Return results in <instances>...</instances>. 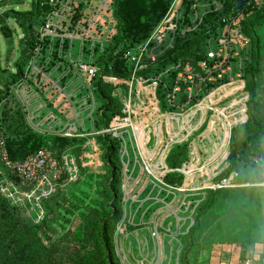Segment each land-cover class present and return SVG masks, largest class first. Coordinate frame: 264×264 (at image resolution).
<instances>
[{"label":"built area","instance_id":"2783aa9c","mask_svg":"<svg viewBox=\"0 0 264 264\" xmlns=\"http://www.w3.org/2000/svg\"><path fill=\"white\" fill-rule=\"evenodd\" d=\"M84 1L87 3L51 0L53 9L40 29V45L26 68L25 78L14 88L33 131L83 142L61 151L54 150V144L49 142L23 160L11 161L0 132V193L14 206L22 207L35 224L43 223V201L82 181L83 169L95 178L106 175L97 137L109 134L119 144L121 165L122 214L114 235L120 264H169L178 247L176 264H182L186 237L196 225L194 215L204 204L206 192L249 186L235 184L236 173L225 178L220 175L228 166L233 129L249 120L244 71L252 61L253 51L243 22L264 6V0H249L239 10L236 0L229 9L230 0H173L148 39L125 52L132 66L127 78L102 74L96 64L116 33L113 0H90L73 24ZM249 7L254 10L248 11ZM206 21V38L200 44L205 59L197 63L179 60L158 74L141 75L173 50L179 39L199 31ZM75 44L78 55L72 60ZM53 53L56 59L68 63V72L60 62H51L49 56ZM58 69L64 70L63 75L51 79L48 72ZM68 74L81 80L78 93H68L60 85ZM98 75L113 84L114 96L120 103L119 114L101 128L97 126L101 102L95 93ZM33 105H37L35 109H31ZM71 112L78 123L62 121ZM83 112H87L86 116H82ZM86 119L92 121L93 132L86 131ZM183 145L189 148L190 160L182 167L171 168V151ZM208 145L214 153L210 156L206 152L207 158L210 163L214 159L218 172L206 183L204 152ZM170 174L177 175L179 181L169 182ZM143 229L152 238L151 249L147 236L141 240L138 235ZM130 237L137 243L134 250ZM166 241L171 251L168 263ZM175 243L179 244L177 248ZM238 264H264V257L257 262L250 254Z\"/></svg>","mask_w":264,"mask_h":264},{"label":"trees","instance_id":"16d2710c","mask_svg":"<svg viewBox=\"0 0 264 264\" xmlns=\"http://www.w3.org/2000/svg\"><path fill=\"white\" fill-rule=\"evenodd\" d=\"M24 1H0V10L5 8L1 10L0 15V35L6 40L16 37L19 52V57L17 56L11 67L6 61L4 62L0 52V132L5 138V148L11 161H21L41 147L48 145L49 142L54 144V150L57 151L83 142L82 139L44 135L33 131L26 121L23 107L15 96L14 88L26 76V68L36 48L40 45V29L45 25L53 9L51 0H31L28 11H17L14 7L22 5ZM89 1L86 0L87 3L84 1L80 4L73 24L82 16ZM172 1L113 0L116 33L109 40L104 53L97 58L96 64L99 66L100 73L120 78L129 77L132 66L127 62L125 52L148 39L167 14ZM234 1L228 2V9L232 8ZM251 10L254 9L249 7L248 11ZM213 17L216 18L214 15ZM10 19L15 21L21 34H18L17 29L9 24ZM208 25L206 21L199 31L179 39L173 50L161 56L156 64L148 66L141 72V75L147 77L152 73L158 74L179 60H190L197 63L205 59L206 55L200 52V44L206 38ZM261 25H264V6L243 22L245 33L252 39L253 51L252 61L244 71L246 91L257 86L256 78L261 70L262 41L257 32V28ZM67 42L66 50L68 49ZM173 76H175L174 73ZM95 83L97 84L95 93L101 102L98 109L97 126L101 128L108 126L113 117L119 114L120 103L114 96L116 89L113 84L104 82L100 75L95 78ZM250 92H247L249 94V120L233 129L230 154L227 159L228 166L220 177L225 178L236 173L237 180L246 184L241 180L239 170L253 171L257 176V181L250 184V187L254 188L257 184H261V187L257 188H264V149L260 143L264 135V120L252 114L254 108L258 106V91L256 93L253 89ZM97 138L102 147L107 171L106 175L102 176L104 178L102 181L97 180V183L104 185V202L100 203L99 207L84 205L86 200L76 188L82 180L72 184L68 189L59 190L49 199L44 200L46 218L43 223L35 224L27 217V212L22 207L14 206L0 193V264H120L114 244L116 225L122 214L119 144L109 134L99 135ZM189 153L187 145L175 147L168 158V165L171 168L182 167L190 160ZM82 171L85 174L84 181L94 178L96 182L94 175H87L85 169ZM167 180L176 182L179 181V177L170 174ZM246 187L208 191L206 201L199 209L198 219L206 209L219 208L221 202L225 203L222 190L232 191ZM61 210L66 214L71 210L77 211L78 214L75 217L80 219L81 223L74 220L69 224L70 227L61 223L58 228H55L53 223ZM197 224L198 222L191 229L189 237L197 228ZM186 247L182 259L189 250V244Z\"/></svg>","mask_w":264,"mask_h":264},{"label":"rangeland","instance_id":"374dc122","mask_svg":"<svg viewBox=\"0 0 264 264\" xmlns=\"http://www.w3.org/2000/svg\"><path fill=\"white\" fill-rule=\"evenodd\" d=\"M30 2H31V0H25L22 5L16 6L14 8L19 12L28 11L30 9ZM4 9L5 8H3L1 10L3 11ZM9 24H11L13 27H15L17 29L18 34H21V32H20L19 28L16 26V23L14 20L10 19ZM257 32H258V35L260 36L261 41H262V45H261V54H262L261 70H260V73L257 75V78H256V85L257 86L251 87L250 90L254 89L256 91V93L258 91V94H257L258 95V97H257L258 106L256 108H254L252 114L255 116H258V117L260 116L264 120V25L259 26L257 28ZM17 45H18V39L16 37L14 39L6 40L3 36L0 35V52H1V55H2L4 62L6 61L10 67H11V64H13L14 61L17 59V56L19 57ZM77 46H78V44H75V47L73 45L74 48L72 50V52H73L72 60L77 59V55H78V53L76 52ZM48 54H50V53H48ZM54 55H55V53H53V55H51V56L48 55L49 58H51V62H53L54 64L60 62V66L65 65V68H66L65 72H68L69 66L66 65L68 63L67 62L66 63L61 62L59 59H56L54 57ZM61 60H64V59H61ZM39 64L40 63H38V65ZM50 68H52V64L50 65L49 69ZM46 71H47V69H46ZM63 72H64V70L58 69V70H54V71L50 70L48 73H49V75H51L52 78L49 76L51 79H56V78L61 77L63 75ZM60 85L62 87L63 86L66 87L68 93L74 94V93H78V90L81 86V80L78 77H76L74 74H68L65 76L63 81H60ZM250 90H247V92L251 93ZM56 93L57 92H55V94ZM242 96L243 95L240 94L239 98H241ZM237 97H238V95H237ZM96 100L99 103L98 97L96 98ZM36 106L37 105H33L31 107V109H35ZM66 107L63 108V111H66ZM259 109H260V111H259ZM86 114H87V112H83L82 116H86ZM67 120L75 121L78 123V121H76V119L73 116V112L69 113L67 117H64L62 119V121H67ZM91 122L92 121L90 119H86V122H85L86 131L93 132L92 127H91ZM260 143L264 149V135L260 139ZM206 148L207 149H205L206 151L204 152L205 153L204 160L206 159L205 160L206 170H205L204 180L207 183L212 178V176L218 172V170H216L217 164L214 161V159L211 158V163H210V158H207V154H206V152H209L210 156H212L214 153V149H212L210 145L206 146ZM239 171L241 174L240 177H242L241 180H243L246 184H249V186H247L246 188H243V189L232 190V191L231 190L230 191L229 190H224V191L222 190L223 194L225 195V197H224L225 203L221 202L220 207L216 208V209H211V208L206 209L205 212L203 213V215L199 217V221H201V223H200L201 230H203V232L207 234L206 240L208 241V243L213 240V232H211V229H212L211 224L213 222H216L217 228L214 230V232H215V236H217L216 239L218 241H223V242L224 241H226V242L232 241V239H234L236 234H241L242 236H243V234H249V235L251 234L254 236L255 233H257V234H261L262 236H264V234L261 233L263 231L259 230V232H257V230H255L253 228V225L258 226L257 227L258 229L264 228V200H263L264 199V194H263L264 188L250 187V184H253L254 182L257 181V176L253 173V171H243V172H242V170H239ZM84 179L76 187L79 194H82V196L84 197L83 199L86 200L83 204L84 205L90 204L94 207H99V205H101L100 203L104 202L105 197L103 194L104 185L97 183V180L101 179V181H102L104 178L97 176L96 182H95L94 178H91L89 181H84ZM257 191H259V192L257 193ZM206 193H208V192H206ZM86 194H88V197H86ZM96 197H97V200H95ZM259 200H260V202H259ZM205 201H206V199H205ZM198 212L199 211H197L196 214L194 215L195 222H198ZM77 214L78 213L75 210H71V212L68 214H66L63 210H61L60 213L58 214L56 221L53 223V226L55 228H58L61 223H63L64 225L67 226L71 222H74V220L81 223L80 219H77L75 217ZM218 214H222L221 216H223V219L219 218ZM27 217H29V216L27 215ZM221 220H222V223L219 222ZM69 227H70V225H69ZM230 234H232V235H230ZM138 235H139L141 240L143 239L144 236H147L148 245H149V248L151 249L152 248V238L149 234V231L147 229L140 230L138 232ZM188 238L190 241L189 236L186 237L187 240H188ZM130 239L132 240V249L134 250L137 248V243H136L134 238L130 237ZM181 241H184V240H181ZM174 245H175V248H177L179 246V244L177 245L176 243ZM178 248L174 249V251L172 253V257H171L172 262L169 264H176V254H177ZM125 249H126L127 255H129L127 241L125 242ZM165 250H166L165 262L168 263L169 258H170V254H171L170 245L168 244V241H166ZM182 256H183V254H182Z\"/></svg>","mask_w":264,"mask_h":264},{"label":"crops","instance_id":"0c3cea01","mask_svg":"<svg viewBox=\"0 0 264 264\" xmlns=\"http://www.w3.org/2000/svg\"><path fill=\"white\" fill-rule=\"evenodd\" d=\"M236 179L234 181L235 184L243 185L242 182ZM256 186L261 187V184H257ZM258 192L259 191H257V193ZM212 209H216V207ZM218 215L219 218L223 219V216H221L222 214ZM219 222L222 223V220ZM200 223L201 221H198V226L190 237L191 243L189 238L188 240L186 239L187 245L189 244V250L182 259L183 264H238L242 258L250 254L255 257L257 262L264 257V236L261 234L255 233L254 236L251 234H244L243 236L241 234H236L232 241H218L214 232L217 228L216 222H213L211 224L213 240L208 243L206 240L207 234L201 230ZM257 227L258 226L253 225V228L257 230V232L260 230L263 231L261 233L264 234V228L258 229Z\"/></svg>","mask_w":264,"mask_h":264},{"label":"water","instance_id":"95a60500","mask_svg":"<svg viewBox=\"0 0 264 264\" xmlns=\"http://www.w3.org/2000/svg\"><path fill=\"white\" fill-rule=\"evenodd\" d=\"M249 0H236V9H241Z\"/></svg>","mask_w":264,"mask_h":264},{"label":"bare ground","instance_id":"6f19581e","mask_svg":"<svg viewBox=\"0 0 264 264\" xmlns=\"http://www.w3.org/2000/svg\"><path fill=\"white\" fill-rule=\"evenodd\" d=\"M249 162V161H248Z\"/></svg>","mask_w":264,"mask_h":264}]
</instances>
